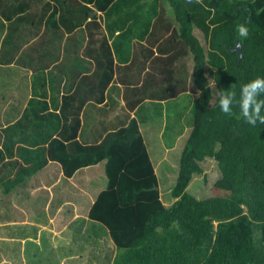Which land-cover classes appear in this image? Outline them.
<instances>
[{
    "label": "trees",
    "instance_id": "16d2710c",
    "mask_svg": "<svg viewBox=\"0 0 264 264\" xmlns=\"http://www.w3.org/2000/svg\"><path fill=\"white\" fill-rule=\"evenodd\" d=\"M82 1L94 3L107 20L115 18L116 25L133 23L129 33L141 18L152 44L161 34V46L171 45L159 49L160 53L171 51L164 58L158 52L151 61L153 53L143 54L152 70L146 73L143 87L126 89V99L131 98L126 101L129 112L145 99L168 100L187 91L196 95L191 131L171 191L173 201L166 206L161 199L158 176L134 119L119 120L113 130L90 144L76 141L78 119L72 136H57L34 152L21 149L19 157H29V167L19 159L7 160L0 150L5 194L49 161L60 163L65 178L105 161L107 185L88 218L108 230L116 246L112 264H264V125L246 124L235 105L234 115L222 113L216 95L217 89H223L236 93L238 100L243 84L264 77V0H159L166 3L174 23L164 5L151 7L145 18L143 0ZM241 24L249 29L242 44L237 31ZM195 25L206 47L196 36ZM238 42L241 57L233 51ZM183 57L192 63L190 86L188 77L178 78L170 71L168 78L163 74L162 87H155L157 63L163 65L157 66L159 70H174ZM134 63L139 64V59ZM104 78L109 81L110 75L105 73ZM127 84L135 85V80ZM7 131L13 132L10 127ZM208 158L217 163L220 174L212 184V195L198 199L190 186L204 173Z\"/></svg>",
    "mask_w": 264,
    "mask_h": 264
},
{
    "label": "crops",
    "instance_id": "0c3cea01",
    "mask_svg": "<svg viewBox=\"0 0 264 264\" xmlns=\"http://www.w3.org/2000/svg\"><path fill=\"white\" fill-rule=\"evenodd\" d=\"M155 5H164L168 19L174 23L166 3L159 0L141 1L143 17L146 18ZM114 19L107 20L94 3L87 4L82 0H0V150L6 154L7 160L19 159L24 167H29L30 164L26 163L29 157H21L22 160L19 157L21 149L34 152L41 146H48L50 140L57 136H72L75 132L73 122L78 119L79 127L75 130L76 141L80 144L93 143L100 134L104 137L121 119L128 122L134 119L146 146L142 134L144 117L162 114V106L165 118L169 107L168 112L164 108L168 104L173 103L176 107L186 100L190 109L196 95L187 91L168 100L145 99L134 111H128L126 101H131V98L126 99V89L143 87L146 73L152 70L150 60L142 58L143 54L153 53L152 61L161 49H168L171 45L161 46V34L158 35L159 40L152 44L153 39L144 34L146 24L141 18L131 33L128 26L133 23L125 26L120 21L116 25ZM170 52L160 53V56L167 57ZM138 59L140 63L136 65L134 62ZM157 66L163 65H156L159 74L152 79L155 87H162L163 74L168 78L170 71L178 78L188 77L190 86L192 63L189 57L179 60L174 70L163 71V67L159 70ZM139 71L142 73L138 74ZM105 73L107 77L110 75L109 81L104 78ZM133 80L135 85L127 84ZM183 113L189 114L186 109ZM9 127L13 132L7 131ZM100 128L105 130L100 132ZM147 152L151 159L148 149ZM153 166L157 175L154 163ZM84 169L65 178L60 163L49 161L42 170L7 194L12 197L8 203L14 215L11 222L49 227L50 248H58L57 243L66 238L65 243L72 249L74 246L81 254L80 249H89L87 261L83 256L79 257L82 258L79 260L81 264H96L101 259L106 263L111 261L112 255L108 244L114 245L115 249L116 246L108 230L88 218L91 206L105 187L97 195L87 196L84 203L86 214L80 211V198L77 197L88 193L78 192L71 185L70 188L64 187L67 181L73 184L76 176L79 180ZM29 205L36 206L30 214L26 210ZM20 211L23 214L18 216ZM62 212L66 215L64 221L59 222L57 217ZM60 223L63 225L61 230L57 227ZM9 225L6 212L0 210V244L4 241V229ZM31 229L26 230V234L20 230L12 242L21 243L22 248L23 241H35L31 235L38 230L37 227ZM67 230L73 234L72 238L68 239ZM37 246L39 244L34 247ZM70 258L73 256H62L48 263L71 264Z\"/></svg>",
    "mask_w": 264,
    "mask_h": 264
},
{
    "label": "rangeland",
    "instance_id": "374dc122",
    "mask_svg": "<svg viewBox=\"0 0 264 264\" xmlns=\"http://www.w3.org/2000/svg\"><path fill=\"white\" fill-rule=\"evenodd\" d=\"M194 30L196 32L195 33L196 36L199 37L202 45L206 47L207 43L204 39L205 37L201 33V30L198 27H196V25ZM187 102L188 100L184 101L181 105H177L176 107L173 105V103L168 104L167 107L164 108L165 112L166 111L168 112V107H169V112L165 118H164L165 113L163 112L162 110L163 107L161 106L162 114L159 113L154 117H150V116L144 117V121L142 123L143 125L142 134L144 136L147 149L151 155V159L156 167L157 175L159 179L161 199L163 200V202L166 203V206L170 205L169 203L170 202L172 203L173 201V198L171 197V191L176 184L180 155L184 148L188 135L191 131L193 104L189 109V107L186 106ZM185 109L186 112L189 113L188 115L183 113ZM100 130L102 131L101 128ZM8 157H10V155H8ZM103 162L105 161H100L98 164L85 168L83 170V175L80 177L79 180L77 176L75 177L73 181L74 185L68 183V181L66 182V184L63 183L64 187L67 186V188H70L69 185H71V187L72 186L76 187V189H78V192L88 193V195L82 194L80 197H77L80 198L79 201L80 211L82 213L86 214V208L84 207V203L86 202L87 196L97 195V193H99L107 185V179L104 175ZM203 169H204V173L202 175L195 177V179L193 180L190 186L191 193L196 195L198 199H205L212 195V191H211L212 184L216 181V179L220 174L217 163L213 159L208 158L206 161H204ZM55 180L56 179L53 180L54 183H56ZM59 186L61 187V185ZM50 191L52 192L51 188ZM11 198L12 197L10 195L5 194L4 188L0 183V210L6 212V216L8 217L10 224L9 227H6V230L4 229V241H2V244H0V264H51L48 262H51L56 258H57L56 260H59L60 257L62 256L65 257L73 256V258H70L71 264H76L77 262L81 264L82 262H80L79 260L82 258H84V260L87 261L86 257L89 254L90 250L80 249L82 252L81 254L80 251L78 249H75L74 246H72L73 247L72 249L67 243H65L64 239L66 238L63 239L64 241L62 240L59 243H57L58 248H50L48 244L49 227L38 226L36 225V223L21 224V225L13 224L11 222L12 219L14 218L12 212V206H9L8 204L9 201H11ZM29 204H31V202ZM35 208L36 206L29 205L27 206L26 210L30 214L32 211L35 210ZM68 211L71 212V210ZM22 214L23 212L20 211L18 216ZM60 215L61 216L57 217V221L63 222L66 212H62L60 213ZM66 226H68V223ZM32 227L35 228L37 227L38 230V232L34 231V233L31 235V238L34 239L35 241H30V242L27 240L23 241L22 244L24 247L22 246V248L20 247L21 243L12 242L13 238L15 237L14 235H17L20 230L24 234H26L28 233L26 232V230H29ZM57 227L59 228V230H61L63 225L60 223V226L58 225ZM54 231L57 233V230ZM36 233L38 235H36ZM65 234H67L68 239L70 238V236L71 238L73 236V234L69 233L68 230L66 231ZM37 237L42 238V240L40 241L39 240L40 238L37 239ZM27 243H30L31 246L30 245L27 246ZM38 244L39 246L34 247L35 245ZM108 246L111 249L110 250V253L112 254L110 256L111 261L104 263L105 260L101 259V261L97 262L96 264H108V263L111 264V262L113 261L116 249L114 245L111 246L108 244ZM73 250H75L76 253H74L75 251ZM79 257L82 258L79 259ZM84 264H88V262H85Z\"/></svg>",
    "mask_w": 264,
    "mask_h": 264
},
{
    "label": "clouds",
    "instance_id": "9594fccd",
    "mask_svg": "<svg viewBox=\"0 0 264 264\" xmlns=\"http://www.w3.org/2000/svg\"><path fill=\"white\" fill-rule=\"evenodd\" d=\"M240 44L249 34V29L241 24L237 26ZM239 46V45H238ZM218 106L222 113L229 116L234 115V105L239 109V118L255 127L259 123L264 125V77H257L245 84L239 89V98L236 99V93L227 92L223 89H217Z\"/></svg>",
    "mask_w": 264,
    "mask_h": 264
},
{
    "label": "water",
    "instance_id": "95a60500",
    "mask_svg": "<svg viewBox=\"0 0 264 264\" xmlns=\"http://www.w3.org/2000/svg\"><path fill=\"white\" fill-rule=\"evenodd\" d=\"M239 45V46H238ZM233 51H237L238 52V55L239 57H241V47H240V44L238 42L237 46L233 49Z\"/></svg>",
    "mask_w": 264,
    "mask_h": 264
}]
</instances>
